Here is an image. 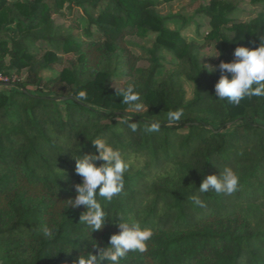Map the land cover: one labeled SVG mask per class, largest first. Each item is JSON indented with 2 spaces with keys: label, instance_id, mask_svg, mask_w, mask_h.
<instances>
[{
  "label": "trees",
  "instance_id": "trees-1",
  "mask_svg": "<svg viewBox=\"0 0 264 264\" xmlns=\"http://www.w3.org/2000/svg\"><path fill=\"white\" fill-rule=\"evenodd\" d=\"M168 1L0 0V72L13 78L28 69L24 81L0 83V264H77L108 246L118 215L153 232L145 252L131 251L120 264H264V97L239 105L215 97L220 63L234 60L239 46L264 43V10L245 23L230 18V0H208L197 12L212 29L200 43L167 27L183 18L158 13ZM77 7L88 21L83 40L73 34L81 29L74 18L69 28L53 26L54 14L67 8L73 17ZM150 33L157 36L149 65L140 67L128 38ZM40 41L49 49L38 61L32 48ZM213 42L216 71H200V52ZM60 54L75 60L44 81L40 70ZM182 77L194 83L190 100ZM115 80L122 89L134 85L139 100L123 102ZM170 111L181 119L169 122ZM150 121L160 123L158 132L144 131ZM95 138L119 148L130 167L124 190L101 201L105 227L91 234L81 222L86 208L68 200L83 181L73 149L93 153ZM225 167L239 175V189L200 193L203 179ZM45 227L54 234L45 236Z\"/></svg>",
  "mask_w": 264,
  "mask_h": 264
},
{
  "label": "clouds",
  "instance_id": "clouds-1",
  "mask_svg": "<svg viewBox=\"0 0 264 264\" xmlns=\"http://www.w3.org/2000/svg\"><path fill=\"white\" fill-rule=\"evenodd\" d=\"M218 55V54H215ZM235 59L231 62L222 61L219 70L224 73L215 84V97L219 100H227L232 105H239L245 98L264 97V43L259 47L239 46L233 53ZM214 56V55H204ZM201 62V61H200ZM202 69L209 73L216 70V67L201 63ZM228 74H231L229 77ZM123 102L133 103L139 100L134 85L120 89ZM79 99L85 98V93L78 94ZM181 111H170L167 113L169 122H176L181 119ZM132 132H136L138 125L130 122ZM159 122H146L144 131L148 133L158 132ZM96 149L90 154H80L74 150L76 158V174L83 178L82 183L76 185L77 195L74 199L68 200L69 206H84L86 211L81 217V222L87 227L91 234L105 227L106 218L109 217L101 201H111L118 196L125 187V173L130 164L124 157L121 150L115 147L105 138L92 139ZM78 152V154H77ZM97 161H102L99 165ZM240 178L231 167L222 169L219 175H207L199 185L200 193L214 191L217 194H232L239 189ZM195 204H201L199 197L194 196ZM120 231L111 235L109 244L99 249L98 254L89 252L86 259L80 257L77 264H120L121 260L131 251L145 252L147 242L151 240L153 232L150 228H143L138 222L131 218L118 215ZM80 222V223H81ZM45 236H52L54 229L45 227Z\"/></svg>",
  "mask_w": 264,
  "mask_h": 264
},
{
  "label": "rangeland",
  "instance_id": "rangeland-1",
  "mask_svg": "<svg viewBox=\"0 0 264 264\" xmlns=\"http://www.w3.org/2000/svg\"><path fill=\"white\" fill-rule=\"evenodd\" d=\"M12 2L22 1V0H10ZM235 9L231 13L230 18L236 21H241L248 23L254 18H256L260 12L264 10V4H254L251 0H230ZM209 3L208 0H171L168 2H162L161 5L155 9L162 16H168L171 14H179L183 18H178L176 20L166 21L167 27L172 30L179 31L182 37L187 40H195L200 43H203L206 35L211 31L210 20L207 16L202 15L197 12L201 6H205ZM77 20L81 29H74L73 34L77 40L84 39V29L88 26L87 18L83 15L81 7H77L74 10L73 17L70 14L69 9L65 8L62 13H56L53 15L54 28L63 27L69 28L72 20ZM64 30V29H63ZM156 33H150L146 38H141L138 36H133L128 38L129 45L135 55H137L140 60L138 65L140 67H147L149 65L147 61L148 53L147 49L153 45V42L156 39ZM49 49L47 42L40 41L38 44H35L32 48V52L36 54L37 60L40 61L45 54L46 50ZM218 54V55H215ZM204 55H214V56H205ZM220 51L219 43L213 42L210 46L205 47L200 52V64L208 63L217 68L219 61ZM59 62L54 65L52 68L40 70V76L44 81L52 80L60 74L61 70L65 66H70L71 63L75 60L74 55L72 54H60ZM175 58L172 54L167 55V65L172 67L175 63ZM201 66H203L201 64ZM216 71V70H215ZM214 71V72H215ZM28 69H23L21 73L14 72L13 77L22 82L26 79ZM183 86L186 90V99L190 100L194 96V83L182 77ZM123 81L115 80L112 83V86L115 90L122 89Z\"/></svg>",
  "mask_w": 264,
  "mask_h": 264
},
{
  "label": "built area",
  "instance_id": "built-area-1",
  "mask_svg": "<svg viewBox=\"0 0 264 264\" xmlns=\"http://www.w3.org/2000/svg\"><path fill=\"white\" fill-rule=\"evenodd\" d=\"M12 81H18L16 78H11L10 76L4 75L0 72V83H10Z\"/></svg>",
  "mask_w": 264,
  "mask_h": 264
}]
</instances>
